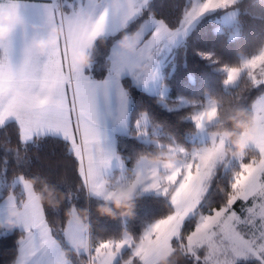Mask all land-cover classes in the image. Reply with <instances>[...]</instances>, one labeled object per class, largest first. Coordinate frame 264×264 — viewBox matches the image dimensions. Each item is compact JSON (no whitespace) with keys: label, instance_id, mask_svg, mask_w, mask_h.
<instances>
[{"label":"snow or ice","instance_id":"snow-or-ice-1","mask_svg":"<svg viewBox=\"0 0 264 264\" xmlns=\"http://www.w3.org/2000/svg\"><path fill=\"white\" fill-rule=\"evenodd\" d=\"M153 0H4L0 9L14 16L11 38L0 44V129L15 127V152L4 151L0 187L7 192L0 203V221L16 211L21 225L17 257L13 264H59L62 250H79L73 264H153L164 249L183 250L188 264H264V0H187L177 26L153 15ZM177 7H181L177 5ZM147 15L136 30L138 45L132 55L117 59L114 41ZM212 26L213 33L243 50L225 61L215 47L193 49L195 55L221 77L232 90L234 104L255 119L256 135L247 156L230 158L222 138L186 150L175 139L162 142L158 124L147 110L132 114L131 87L147 90L159 82L158 103L174 111L190 107L184 119L196 130L212 125L222 110L219 95L206 99L178 97L169 101L158 57L171 52L198 26ZM40 27L43 32H34ZM52 27L60 29L54 47L40 56L32 42ZM103 43L110 50L101 66L105 75L96 79L72 62L71 54ZM140 68L150 71L142 72ZM258 90L250 106L245 93ZM56 101L55 104L50 103ZM167 148L179 159L178 166L162 173L147 163V154L136 153L131 171L125 160L109 147L112 130ZM45 139H59L74 157L80 189L102 190L113 162L120 169L115 179L147 185L166 198L169 211L142 229L139 235L93 234L90 221L79 218L53 222L38 201L33 179L23 174L7 180L9 158L18 167L29 163V147ZM10 145L9 140H5ZM19 188V193L14 190ZM76 193L67 192L71 204ZM219 196L218 206L213 197ZM240 201L239 213L233 207ZM76 208V207H75ZM194 224V230H187Z\"/></svg>","mask_w":264,"mask_h":264},{"label":"trees","instance_id":"trees-1","mask_svg":"<svg viewBox=\"0 0 264 264\" xmlns=\"http://www.w3.org/2000/svg\"><path fill=\"white\" fill-rule=\"evenodd\" d=\"M187 0H153V15L156 19H163L172 26H177L178 19L182 16V6ZM180 5L181 7H177ZM147 18L145 15L141 20L133 25L129 31H135L141 21ZM215 47L217 54L225 61L235 60L237 53L243 49L235 43L228 44L212 31V26L206 28L196 27L188 36L185 43L178 45L173 52V60L164 69L163 83L168 88V100L175 101L178 97L194 98L199 100L206 99V95H219L222 98V109L234 104L232 90H225L221 77L209 67L205 61L195 55L193 49L207 50ZM110 50V45L103 43L99 46L96 54V65H102L105 57ZM105 75L103 68L100 73L95 72L94 78L101 79ZM125 86L129 87L132 99V114L137 111L147 110L151 117L161 125L158 130L162 142L169 139H175L186 150H191L194 146H199L196 140L192 141L197 130L190 120L184 119L190 110V107H182L178 110L169 111L162 104L158 103L159 95H151L136 87H131L130 80L125 81ZM258 94V90H252L245 93L247 99L244 101L245 106H250ZM214 125L209 126L211 132ZM10 141V145L18 144V135L14 126L9 125L7 129H0V144L5 140ZM156 150V145L146 143L131 137L128 133L117 136V153L125 160L127 170L131 171L136 153H151ZM27 157L29 163L23 167H18L14 160L9 158L7 169V180L10 184L14 175L23 174L28 177L39 176L47 180L48 183L54 184L61 191L76 193L71 204L79 210L87 208L89 211V221L93 234L102 237L119 236L123 232L139 235L142 229L146 228L153 221L165 216L168 211L166 198L163 195H142L137 202L135 215L131 219L112 220L108 217H102L96 212L99 201L89 198L84 189L77 192V186L80 178L77 172V164L74 157L67 154L66 145L59 139H45L37 147H29ZM4 158L3 148H0V166ZM37 189L40 185H36ZM19 193L20 189L14 190ZM7 196V192L2 190L0 202ZM214 206H218L220 197L215 196ZM47 218L55 221L57 216L61 222L65 221L64 212L70 207V203H65L58 211H53L44 205ZM239 207V206H238ZM193 225H188L187 230H193ZM21 230L11 233L0 231V264H13L17 257V240L20 238ZM74 259H76L74 257ZM182 264H188L187 260Z\"/></svg>","mask_w":264,"mask_h":264},{"label":"clouds","instance_id":"clouds-1","mask_svg":"<svg viewBox=\"0 0 264 264\" xmlns=\"http://www.w3.org/2000/svg\"><path fill=\"white\" fill-rule=\"evenodd\" d=\"M14 16L7 9H0V44L6 43L14 31ZM34 32H43L44 29L34 26ZM60 37V29L52 27L47 30V34L38 36L32 42V49L35 53L43 56L48 49L54 47ZM138 45V36L136 31L125 32L114 41V47L117 49V59L134 54ZM97 49L90 46L85 50H78L71 54V60L81 70L90 69L95 63ZM142 72H148V68H140ZM50 103L55 104L56 101ZM214 125L210 135L213 138H222L224 141L223 152L230 158H239L247 156L250 153L257 132L254 117L242 106L229 105L220 110L212 121ZM0 148L5 151L15 152L16 146L9 145L6 142L0 144ZM147 163L158 167L159 170L170 172L174 170L179 159L177 155L169 151L166 147L161 149L156 146V150L147 154ZM34 186L40 185L36 192L38 201L52 209L58 211L65 203L67 193L60 190L54 184L48 183L46 179H33ZM150 190L137 185L135 182L106 181L102 190L94 191L91 188L85 189V194L89 198H94L99 203L96 212L102 217H108L112 220L131 219L135 215L137 202L142 198L143 193ZM66 219L79 218L81 222L89 220V211L87 208L79 210L71 207L64 212ZM21 230L18 222L17 212L8 211L5 218L0 221V231L11 233ZM74 257L79 259V250H62L59 254V264H73ZM186 260L183 250L172 248L171 250H161L153 260V264H182Z\"/></svg>","mask_w":264,"mask_h":264},{"label":"rangeland","instance_id":"rangeland-1","mask_svg":"<svg viewBox=\"0 0 264 264\" xmlns=\"http://www.w3.org/2000/svg\"><path fill=\"white\" fill-rule=\"evenodd\" d=\"M23 2H32V1L23 0ZM34 2H45V0H37V1H34ZM140 23H143V21H141ZM138 27H139V25H138ZM187 38H186V40H187ZM186 40L184 42H182V43H185ZM176 47H174L171 52H167L165 54H162L161 57H158V60L161 63V77H162V80L164 78V69L173 60V52H174V49ZM102 65H96V63H94L93 66L90 69H85L84 72H85L86 75L87 74H91V76L94 78L95 72L100 73L101 70L103 69V67H101ZM139 90L145 91L146 93L151 94V95H159V93H160L159 82L157 84H155V85H150L147 90H144L142 88L139 89ZM168 94H169V91H168V88L166 87V97L168 96ZM209 126H211V125H209ZM209 126H207L203 131L197 130V134L194 135V138H192V141L196 140L198 143H200V145L199 146H194L193 148L203 146V145L207 144L210 141V136H209L210 131L208 129ZM118 133L119 134H121V133L123 134V133H127V132L125 130H123V129H120V128H116V129L111 131L108 143H109V147L114 148L116 152H117V134ZM146 143H150V142H146ZM125 168L127 170L126 163H125ZM119 174H120V169L116 166V162L114 161L112 167L106 173V179H108L109 181H115V179L119 176ZM145 187H147V185L141 186V189H143ZM2 190H3V187H0V196L2 194ZM150 194L161 195L158 192L152 191V190L143 193V195H150ZM4 199H6V197ZM2 201L0 203H2ZM240 204H241V202L237 201V204L233 206L238 211V213H239V207L238 206H240Z\"/></svg>","mask_w":264,"mask_h":264},{"label":"crops","instance_id":"crops-1","mask_svg":"<svg viewBox=\"0 0 264 264\" xmlns=\"http://www.w3.org/2000/svg\"><path fill=\"white\" fill-rule=\"evenodd\" d=\"M29 1H32V2H34V1H37V0H29ZM0 2H4V0H0ZM122 134V133H121ZM123 134H125V133H123ZM119 135V133L117 134V136Z\"/></svg>","mask_w":264,"mask_h":264}]
</instances>
